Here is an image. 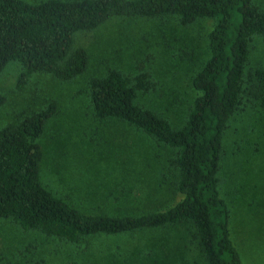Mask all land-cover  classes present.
<instances>
[{
  "label": "trees",
  "instance_id": "1",
  "mask_svg": "<svg viewBox=\"0 0 264 264\" xmlns=\"http://www.w3.org/2000/svg\"><path fill=\"white\" fill-rule=\"evenodd\" d=\"M112 18L155 20L160 26L184 28L200 19L215 21L203 45L207 60L190 72L187 89L166 96V106L178 114L176 121L136 103L156 90L140 66L134 75L111 70L85 83L86 111L94 119L119 128L126 124L175 155L159 166L162 172L155 189L176 204L137 216L129 214L148 209L147 204L116 202L111 209L124 215H85L68 198H59L42 185L39 177L45 154L41 141L52 140L46 129L63 110L55 100L35 109L39 101L34 97L38 93L33 78L49 76L70 83L82 76L88 54L74 48L75 35L94 31ZM253 36L264 45V10L251 5V0H45L35 4L0 0V82L6 77L5 68L13 64L18 70L10 93L28 104L25 115L0 129V219L21 231L78 246L102 235L149 230L170 234V228L184 234L174 239L196 250L202 264H243L230 237L231 213L224 199L234 205L233 197L254 196L261 188L260 182L252 181L256 174H232L247 170L244 163L264 159V56L259 61L250 57ZM180 45L187 54V43ZM6 101L0 88V107ZM173 123L180 126L175 128ZM135 186L113 180L111 189L85 194L83 203L92 210L94 201L111 205L127 200L138 192ZM140 251L144 254L145 249ZM148 254L142 263L157 264ZM115 255L110 252L108 261H114Z\"/></svg>",
  "mask_w": 264,
  "mask_h": 264
},
{
  "label": "rangeland",
  "instance_id": "2",
  "mask_svg": "<svg viewBox=\"0 0 264 264\" xmlns=\"http://www.w3.org/2000/svg\"><path fill=\"white\" fill-rule=\"evenodd\" d=\"M21 1L35 4L45 0ZM251 5L264 10V0H251ZM214 25V19H200L184 28L160 26L155 20L112 18L94 31L77 33L74 48H83L87 52L86 72L70 83H60L49 76L33 78L36 79L38 93L34 97L39 101L35 109L44 107L48 100H55L63 110L60 117L52 121L51 128L46 129L52 140L49 143L41 141L40 144L46 154L40 164L41 184L57 197L68 198L85 215H124L111 209L110 206L115 205L111 203L116 202L136 206L147 204L148 209H132L129 215L134 216L175 205L174 198L167 200L156 194L155 189L156 178H160L162 172L159 166L175 155L126 124L122 130L115 124L94 119L86 111L85 83L111 70L134 75L136 66H140V71L149 73L156 90L136 100V103L159 112L168 121H176L178 114L175 108L166 106V96L179 95L187 89L190 72L207 60V50L203 45ZM183 41L188 46L187 54L181 50ZM263 56L262 40L253 36L250 57L259 61ZM17 70L9 64L5 68L6 77L0 82L3 84L0 87L2 93L7 97L6 104L0 107V129L25 115L23 110L28 107L21 96L10 93L9 85L14 81ZM255 119L254 116L252 122ZM232 124L237 125L236 122ZM173 126L178 128L180 125L173 123ZM124 132L121 138L117 137L118 133ZM239 159L243 161L244 158ZM233 164L241 167L240 163ZM243 165L247 170L242 173L238 169L232 174H256L252 181L260 182L261 188L254 196L233 197L234 205L224 199L231 213L229 233L243 264H264V159ZM122 177H128V180L121 181ZM113 180L131 187L137 183L135 189L138 192L127 200L110 202L111 205L94 201L93 209H88L83 203L85 194L111 189ZM167 229L170 234L149 230L102 235L78 246L55 238L47 239L35 231H21L9 220L0 219V264H143L144 255L148 256V252L153 256L151 261L157 264H202L196 250L191 249L188 243L174 239L184 234ZM144 249L142 254L140 250ZM110 252L117 254L114 261H108Z\"/></svg>",
  "mask_w": 264,
  "mask_h": 264
}]
</instances>
